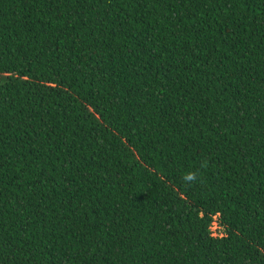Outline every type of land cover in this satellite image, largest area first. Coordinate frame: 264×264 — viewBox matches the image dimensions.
Returning <instances> with one entry per match:
<instances>
[{
    "label": "trees",
    "instance_id": "1",
    "mask_svg": "<svg viewBox=\"0 0 264 264\" xmlns=\"http://www.w3.org/2000/svg\"><path fill=\"white\" fill-rule=\"evenodd\" d=\"M0 264H264V0H0Z\"/></svg>",
    "mask_w": 264,
    "mask_h": 264
},
{
    "label": "rangeland",
    "instance_id": "2",
    "mask_svg": "<svg viewBox=\"0 0 264 264\" xmlns=\"http://www.w3.org/2000/svg\"><path fill=\"white\" fill-rule=\"evenodd\" d=\"M210 229L212 230V233L214 236L215 235H218V236L222 235L221 228L216 223H213L212 227Z\"/></svg>",
    "mask_w": 264,
    "mask_h": 264
},
{
    "label": "clouds",
    "instance_id": "3",
    "mask_svg": "<svg viewBox=\"0 0 264 264\" xmlns=\"http://www.w3.org/2000/svg\"><path fill=\"white\" fill-rule=\"evenodd\" d=\"M197 179V177H196V174H194V173H189V174H187L185 177H184V180L186 181V182H192V181H195Z\"/></svg>",
    "mask_w": 264,
    "mask_h": 264
}]
</instances>
